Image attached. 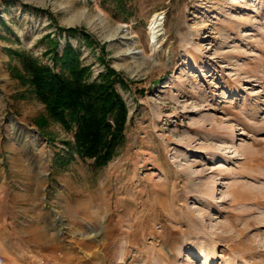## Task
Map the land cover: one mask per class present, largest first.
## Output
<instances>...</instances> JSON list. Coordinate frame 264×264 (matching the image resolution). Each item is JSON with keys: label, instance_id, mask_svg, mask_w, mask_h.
<instances>
[{"label": "rangeland", "instance_id": "1", "mask_svg": "<svg viewBox=\"0 0 264 264\" xmlns=\"http://www.w3.org/2000/svg\"><path fill=\"white\" fill-rule=\"evenodd\" d=\"M81 10L103 25L67 22ZM58 27L91 35L70 37L90 82L107 64L125 81L103 168L65 145L74 129L42 131L45 104L12 74L8 48L53 65ZM1 226L0 264H264V0H0Z\"/></svg>", "mask_w": 264, "mask_h": 264}, {"label": "trees", "instance_id": "2", "mask_svg": "<svg viewBox=\"0 0 264 264\" xmlns=\"http://www.w3.org/2000/svg\"><path fill=\"white\" fill-rule=\"evenodd\" d=\"M35 10L43 11L41 8ZM58 29L60 33H66L62 50L58 37H46L50 43L44 54L50 55L53 65L25 49L8 48L7 51L22 65V70L11 66L12 74L23 84L30 85L45 104L47 114L36 121L42 131L50 121L74 129V143L66 141L65 145L75 148V153L82 158L95 159L96 166L103 168L113 159L124 139L128 105L116 82L125 81L121 73L107 64L100 81L90 82L92 68L83 62L70 37L83 34L91 42V35L79 27ZM68 150L67 154L55 155V162L61 167L68 166L75 157L73 150Z\"/></svg>", "mask_w": 264, "mask_h": 264}, {"label": "bare ground", "instance_id": "3", "mask_svg": "<svg viewBox=\"0 0 264 264\" xmlns=\"http://www.w3.org/2000/svg\"><path fill=\"white\" fill-rule=\"evenodd\" d=\"M161 15L162 12H155L148 24V33H149V37L150 40L152 39V42H154L158 35H159V26L161 25ZM68 23L70 24H74V23H80V22H85L88 24V26H90L91 28H93L94 30H97L100 26L103 25L104 21L103 19H100L99 17H92L91 14L86 13V11L81 10L78 11L76 13V15L70 19L67 20ZM121 27L116 28V30H112L110 32H108V34H106L107 38L113 37L114 35H116L121 29ZM14 128L17 130H21L22 128H19V126L14 125ZM35 139V138H34ZM3 229V227H0V246L1 248H3L4 246V236L5 233H3L1 230ZM97 233H95L94 235L96 236ZM1 251H3V249H0ZM206 257H208L207 254H205Z\"/></svg>", "mask_w": 264, "mask_h": 264}]
</instances>
